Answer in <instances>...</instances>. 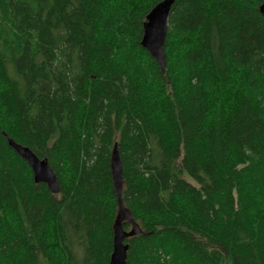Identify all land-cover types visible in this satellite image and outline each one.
<instances>
[{"label":"trees","instance_id":"16d2710c","mask_svg":"<svg viewBox=\"0 0 264 264\" xmlns=\"http://www.w3.org/2000/svg\"><path fill=\"white\" fill-rule=\"evenodd\" d=\"M159 1L0 0V264H108L115 143L125 264H264L263 0H174L164 71Z\"/></svg>","mask_w":264,"mask_h":264},{"label":"water","instance_id":"95a60500","mask_svg":"<svg viewBox=\"0 0 264 264\" xmlns=\"http://www.w3.org/2000/svg\"><path fill=\"white\" fill-rule=\"evenodd\" d=\"M174 0H161L157 2L146 14L143 22V34L141 45L155 58L162 71L165 69L164 42L168 27V16ZM259 11L264 16V0L259 5ZM8 144L31 167L35 182H43L53 193L59 192V184L55 173L51 169L47 159L38 158L29 148L7 138ZM111 170L117 192L118 210L113 223V248L108 264H125L128 244L125 238L141 233L139 224L132 218L131 212L121 199L122 192V167L117 152V144H114L111 156ZM131 224L129 230L122 228V222Z\"/></svg>","mask_w":264,"mask_h":264}]
</instances>
